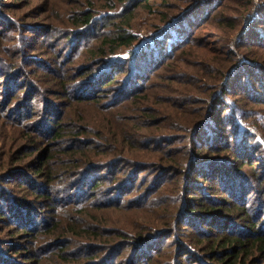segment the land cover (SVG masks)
<instances>
[{"label": "trees", "instance_id": "trees-1", "mask_svg": "<svg viewBox=\"0 0 264 264\" xmlns=\"http://www.w3.org/2000/svg\"><path fill=\"white\" fill-rule=\"evenodd\" d=\"M102 2L101 7L97 0L74 3L66 15L72 27L66 38L72 44L67 64H74L75 71L89 63L78 74L61 71L54 28L36 27L45 30L35 40L44 37L41 45L48 61L28 57L35 73L0 54L1 116L11 126L32 130L18 139L21 145L5 151L10 162L6 178L22 179L29 193L20 191L15 201L8 194L11 183H0V198L11 203L3 210L6 220L10 225L19 221L14 229L26 236L17 250L11 249L21 263L1 262L0 254V264H264V5L237 43L238 53L219 33H211L214 40L205 53L227 54L229 60L214 67L203 57L191 65L202 75L193 79L196 89L186 92L201 91L204 107L199 123L193 121L183 136L170 137L155 109L139 106L140 123L121 118L154 74L197 42L206 24L213 20L214 26L235 33V19L218 14L223 0ZM138 9L156 19L158 15V24L145 35L133 20ZM32 48L38 55L37 47ZM56 68L62 74H55ZM36 76L40 81L56 76L59 80L47 82L57 91L45 95L34 82ZM26 88V100L22 102L23 96L18 101ZM177 100L155 103L178 112L186 100ZM71 107L97 108L98 116L107 119L106 127L67 115ZM70 117L73 121L66 122ZM148 129L155 131L137 134ZM69 130L71 142L60 144ZM37 139L48 143L40 145ZM164 144L172 146L165 153ZM26 157L36 160L31 175L15 168L26 165ZM168 182L177 188L183 183L181 190L188 195L174 196L182 204L166 209L158 200L168 192ZM50 205L64 212L65 222L61 228L55 211L56 222L43 234L50 226L43 212ZM112 209L140 212L144 223L139 229L115 224L105 214ZM184 232L189 242L180 241L173 254L167 252L170 240Z\"/></svg>", "mask_w": 264, "mask_h": 264}, {"label": "rangeland", "instance_id": "rangeland-1", "mask_svg": "<svg viewBox=\"0 0 264 264\" xmlns=\"http://www.w3.org/2000/svg\"><path fill=\"white\" fill-rule=\"evenodd\" d=\"M88 0H0V54L5 55L11 60H14L16 63L15 65H20L23 68L26 66L25 69L27 71H31L35 73L33 70L35 66L32 64V61H28V57H40L44 61H48V56H46L44 53V49L41 45V40L44 38L41 37L40 42L39 39L35 40V36L37 35H44L45 30H39L36 29L38 25L50 27L56 29V32L53 36V41L59 42L57 46L54 48V51L57 52L60 56L61 61V71L62 72H69L78 74L79 69L82 67H85L88 64L79 65L76 67V70L74 71L72 63L69 65L67 64V55L69 49L72 47V44L69 39H66L72 31L71 25L68 24L66 20V15L70 12V10L73 9L74 3H87ZM99 2V7L104 5V2L102 0H97ZM264 5V0H223L221 8L218 10V14L233 17L236 21L235 27H238V30L234 32H230L229 30H225L229 27H216L215 22L212 20L210 24H206L207 29L202 32H199V37L196 38L197 42L193 43L188 50L184 53H178L177 58L170 63L167 64L166 67L161 69L158 73L154 74V77L152 78L151 82L148 83V88L145 89L143 92L136 94L135 99H131L132 106L130 109H128L125 112L126 116H123L121 119L124 123L128 121L133 122H142V118L140 117L141 114H138V111L136 110L139 106L146 107V108H152L155 109L161 116L158 117L159 121H163L165 125V129L163 130L164 133H168L170 137H174L180 133V135H185L187 131L190 130V128L195 125L196 123H199V119H197L198 112L199 114L202 112L204 103L203 98L204 96H201V91L195 92V93H187V90L194 91L196 88L195 83L193 82L194 77H197V75H202L201 70L197 67H193L191 65H194L197 63H201V60H204L203 57H206V60L212 61L214 64V67H220L223 65V63H227L229 60V55L227 54H216V53H205V51L208 50V46L210 47V41L214 40L212 37L214 35H211V33L217 32L220 35V39H226V44L229 47H232L236 53L237 51V43L239 42L241 36L243 35L244 31H246L253 23L254 19L257 17L259 11L261 10L262 6ZM82 8V7H80ZM157 6L155 7V11H157ZM166 9L162 10L165 11ZM138 14H135V18L133 19L136 24L139 34L145 35L149 31L151 32L154 25L158 24V15L156 19V15H151V13L148 12H142L141 9H138ZM12 21L13 23H6V19ZM153 31V30H152ZM38 37V36H37ZM201 37V38H200ZM53 42V44H54ZM38 44V46H37ZM37 47L38 55L31 52L33 49L32 47ZM212 47H216L215 45H212ZM213 50V49H210ZM247 49H245L246 52ZM48 52V50H46ZM198 55L201 56L202 59H198ZM26 56V57H25ZM194 57V59H193ZM47 59V60H46ZM193 62V64L188 65L189 62ZM172 65H169L171 64ZM231 65V64H230ZM55 74H62L56 68ZM198 69L200 71V74H198ZM12 71H16L17 69L13 67L11 69ZM66 72V73H67ZM187 73V74H184ZM189 73V74H188ZM65 74V75H69ZM158 74V75H157ZM20 76V75H19ZM47 77V76H44ZM68 77V76H66ZM7 78V77H6ZM51 81H57L59 79L56 78H50ZM21 79V78H20ZM49 79H43V81H40V76H36L34 82L37 85H40L42 87V90L44 91L45 95H52L55 90V88L52 86V82H47ZM121 79V78H120ZM178 79V84L176 83ZM23 79L22 81H24ZM170 80H174L175 82L172 84ZM6 81V79H5ZM41 82V83H40ZM44 83V84H43ZM189 83V84H186ZM174 89V90H173ZM28 88L24 90V93L21 98L17 99L18 101L24 100V102L27 98ZM168 94V95H167ZM170 95V96H169ZM162 96V97H161ZM47 99H51L50 97L46 96ZM167 98L169 100L172 98L173 102L175 103V99L179 98L180 101H183L185 99L186 101L184 103H181L178 105V112L174 110V108H171L167 106L166 103L160 102L155 103L156 101H164ZM2 98L0 97V100ZM39 97L36 99L38 101ZM59 101L62 103H66V106L68 107L70 104L68 102L61 98H58ZM137 101L133 103L134 101ZM177 100V101H179ZM35 101V102H36ZM61 103V104H62ZM136 104H140L138 106H134ZM129 105V104H128ZM207 107V106H206ZM66 108V107H65ZM92 108V107H87ZM200 109V110H199ZM96 110V111H95ZM4 108L1 106L0 112L4 113ZM0 113V183L1 185H6V183H11V191H7L9 196L12 193L14 196V199L16 201V198L20 196V191L25 190L27 193V186L23 185L21 181L22 179H18L17 176H11L7 177L9 172L7 170H4L6 167H8L9 158L8 155L5 154V151H8L10 145L15 144L16 146H19L22 144V142H19L18 139L21 137H24L26 135V132L32 133L31 129H28L27 127H16L11 126L7 121L6 118H2ZM72 115H79L85 120L89 121L93 126L100 125L102 128L106 127L107 119H103L97 114V108L93 109H87V110H81V109H74L73 107L66 109V114ZM74 117V116H73ZM6 121V122H5ZM66 122L73 121V119L70 117L68 120H65ZM194 121V122H193ZM136 124V123H135ZM132 125V124H131ZM92 129V128H91ZM179 129V131H178ZM180 129H183L180 131ZM105 133L107 130H103ZM154 129H148L143 130V132H138L137 134L142 135L144 133L145 135L150 134L154 132ZM96 132L98 133L97 129ZM109 133V132H108ZM206 134L208 135V132L206 131ZM104 136V135H103ZM72 134L69 130V134L65 135V138L60 142V144L69 145V142H71ZM142 137H139V140ZM38 142L42 144L48 143V141H39ZM59 143V142H58ZM183 145V144H181ZM13 147V146H12ZM11 147V148H12ZM164 153L169 147L172 146H166L164 144ZM141 148V146L139 147ZM173 149H175L173 147ZM26 165L22 166L19 165L15 168L21 167L22 171L25 172L27 175H31L29 172L32 173L34 171L33 165L36 164V160L33 158H25ZM161 162V161H160ZM13 168V169H15ZM260 175V173H258ZM184 178V175H182ZM178 186L174 183L168 182V192L164 193L161 198L158 200V205H164L166 209H168V206L173 205L175 202L182 204L183 200L180 201V199L175 200L174 196L177 195H184L185 197L188 195L187 193H183L181 190L183 187V183L181 188H177ZM5 189V188H4ZM178 191V194L176 193ZM11 192V193H10ZM1 195V194H0ZM10 199V198H8ZM43 200L38 201V203L42 202ZM31 203H35L32 201ZM8 204H11L8 202V200L5 201V198L1 196L0 198V254H1V262H9V261H15L17 263H21V260L19 259L20 255H15L14 252L17 250V247L22 241V238L26 237L22 234V232L15 231L14 227L17 226L15 223L14 225H10L9 222H7V216L6 213H4ZM37 204V203H36ZM55 211L57 212V217L59 221L60 227L62 228L64 226L65 222V214L63 211H60V209H54L52 210V206H47L45 208V211L43 214L46 217L47 222H49V227L46 230H42V233L45 234L44 231L50 230L52 227V224L56 221L55 220ZM105 214H111V216H106L107 218L111 219V222L115 224H121L126 226H135L137 229H139L141 223H144L145 217L142 216V213L133 214V212H129L128 210H118V209H112ZM54 215V218L52 217ZM163 215L159 214L157 217ZM50 217V218H49ZM25 218H28L27 216ZM32 219L34 217H31ZM21 223V222H20ZM113 227V226H111ZM40 236V235H39ZM170 241H172V244L169 245V247H166L167 252L170 251L171 254L174 253L176 249V245L179 244L180 241H188L186 233H180L177 237L174 236ZM31 247V246H30ZM32 248V247H31ZM259 253L256 255H253L254 259L258 258ZM46 257H51V254H48ZM7 258V259H6ZM260 259L263 260L264 263V257H260ZM5 260V261H4ZM48 262H44V264H51ZM262 262V261H261ZM10 264V263H7Z\"/></svg>", "mask_w": 264, "mask_h": 264}]
</instances>
